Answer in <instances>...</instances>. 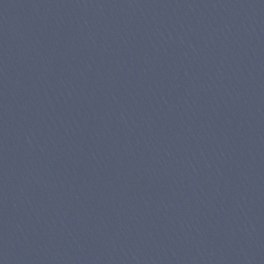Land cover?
I'll list each match as a JSON object with an SVG mask.
<instances>
[{
	"label": "water",
	"instance_id": "95a60500",
	"mask_svg": "<svg viewBox=\"0 0 264 264\" xmlns=\"http://www.w3.org/2000/svg\"><path fill=\"white\" fill-rule=\"evenodd\" d=\"M0 264H264V0H0Z\"/></svg>",
	"mask_w": 264,
	"mask_h": 264
}]
</instances>
